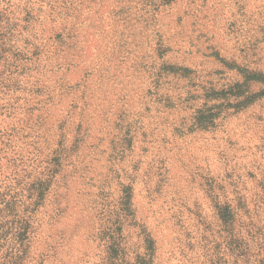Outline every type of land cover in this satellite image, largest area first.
<instances>
[{
	"label": "rangeland",
	"instance_id": "374dc122",
	"mask_svg": "<svg viewBox=\"0 0 264 264\" xmlns=\"http://www.w3.org/2000/svg\"><path fill=\"white\" fill-rule=\"evenodd\" d=\"M0 264H264V0H0Z\"/></svg>",
	"mask_w": 264,
	"mask_h": 264
},
{
	"label": "trees",
	"instance_id": "16d2710c",
	"mask_svg": "<svg viewBox=\"0 0 264 264\" xmlns=\"http://www.w3.org/2000/svg\"><path fill=\"white\" fill-rule=\"evenodd\" d=\"M129 204H130V202H129ZM117 249H116V247H115V251H116ZM116 254H118V252L116 253Z\"/></svg>",
	"mask_w": 264,
	"mask_h": 264
}]
</instances>
